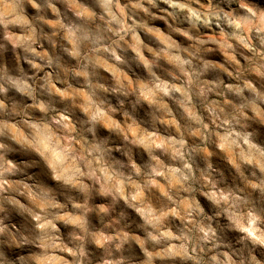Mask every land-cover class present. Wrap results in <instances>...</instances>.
Returning a JSON list of instances; mask_svg holds the SVG:
<instances>
[{"label":"clouds","instance_id":"clouds-1","mask_svg":"<svg viewBox=\"0 0 264 264\" xmlns=\"http://www.w3.org/2000/svg\"><path fill=\"white\" fill-rule=\"evenodd\" d=\"M0 264H264V0H0Z\"/></svg>","mask_w":264,"mask_h":264}]
</instances>
